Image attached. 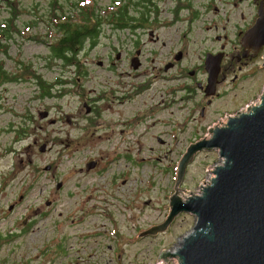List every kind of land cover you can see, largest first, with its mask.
Listing matches in <instances>:
<instances>
[{
  "label": "rangeland",
  "instance_id": "rangeland-1",
  "mask_svg": "<svg viewBox=\"0 0 264 264\" xmlns=\"http://www.w3.org/2000/svg\"><path fill=\"white\" fill-rule=\"evenodd\" d=\"M111 2L86 0L82 4L77 0L83 7L64 4L61 8L49 0H22V10L15 17L20 29L0 34V62L13 77L0 84V264H179L177 256L160 258V254L176 250L196 224L197 215L184 211L166 230L142 237L140 233L167 217L178 161L188 144L210 136V127L246 109L264 91V67L239 80L236 88L228 79L221 85L224 92L203 116L202 91L197 87L192 95L194 91L189 93L181 83L172 84L180 79L169 80V75L177 73L173 69L159 73L158 67L133 70L123 66L131 56L123 52L118 57L115 46L124 45L129 52L133 42L126 44V38L117 42L119 32L112 22L106 26L108 35L81 51L80 65L85 67L54 55L51 45L59 31L52 13L78 23L88 16L90 4L95 3L100 14ZM216 2L215 17H222L235 2L238 11L248 0ZM104 14L108 19L112 16L110 11ZM10 15L0 0V29ZM212 16L202 15L193 22V37L211 35L214 28L207 25ZM31 20L36 24L27 25ZM142 44L144 63L151 64L161 42L147 34ZM187 62L192 64L194 56ZM36 74L53 83L51 93L39 84ZM199 75L204 78L205 72ZM185 79L194 84L188 74ZM62 86L65 91L60 95L57 90ZM111 88L126 95L120 104L122 115H134L139 109L146 116L131 129V145L122 152L96 149L99 126L97 120L89 119L84 104L85 98L92 100ZM112 98H104L99 105L114 112L119 102ZM197 99L199 106L190 109ZM41 111L48 115L42 117ZM43 143L45 150L40 149ZM93 159L99 162L88 169ZM220 161L216 149L198 151L180 181L182 198L199 192ZM112 176L116 177L113 189ZM11 203L15 205L10 209Z\"/></svg>",
  "mask_w": 264,
  "mask_h": 264
},
{
  "label": "flooded vegetation",
  "instance_id": "flooded-vegetation-1",
  "mask_svg": "<svg viewBox=\"0 0 264 264\" xmlns=\"http://www.w3.org/2000/svg\"><path fill=\"white\" fill-rule=\"evenodd\" d=\"M262 1L263 0H257L254 2V0H248L243 6H239L238 11L236 10L238 2H235L233 7H230L222 17H215L217 11H219L216 0H205V2L199 3L198 0H112L109 5L102 7V13L100 12V14H98L96 11V18L92 16V20L95 18V21H97L96 30L87 32L85 37L81 38L82 42H80L78 46L76 63L78 67H85L80 65L81 51L87 50L88 47L86 44L95 46L97 44V39H99L98 37H101V35H108L109 31L106 26L112 22L119 32L117 42L123 38L127 39L126 44L131 43L130 40L133 42L131 51L129 52L125 50L124 45L115 46V49L118 50V57H120L123 52L131 56L130 62L123 66L131 67L133 70H139L141 67L147 69H155L158 67L156 71L159 73H162V70L168 71L173 69L177 73L169 75V80L176 78L180 79L172 82V84L177 85L181 83V86L187 88L189 93L194 91L192 95L196 94L197 90L195 91V89L197 87L202 91L203 97H201L202 104L200 111L204 116L207 113L208 107L213 103L214 98L224 92L225 89H221L223 83H226L229 79L233 87L236 88L239 80H242L249 74H255L258 68L264 67V46L260 49L258 56L254 57L252 60H245L244 58L239 62L237 59L231 60L232 56L243 55L241 47L243 39L258 24L261 18L259 10ZM3 2L9 7L11 15L13 9H19L18 13L22 10V7L19 6L22 0H3ZM85 2L86 0H81L82 4H85ZM51 3L53 6L58 3L61 8H63L64 4L83 7L78 5L77 0H64V2L61 0H49V4ZM94 4L95 3L90 4L88 11H91L93 8L95 9ZM107 11H110L112 14L110 19L104 14ZM210 13L214 15L212 16L211 22L207 25L214 28L211 35L200 38L197 34V37H193V22L201 18L202 15L206 16ZM64 17L68 16L65 15ZM223 17H226L224 22H222ZM30 23L31 25H35L36 20H31L27 25ZM182 24H185V26L181 27ZM2 26L4 28L0 29V34L5 35L9 28L7 30V23L2 24ZM85 26L87 25H82V27ZM89 28H91V26H89ZM158 30L161 32H158ZM62 33L63 32H59V34ZM122 33H124V37H122ZM49 34L51 35V33ZM147 34H150L154 41L161 42L159 52L157 53V51L154 50L157 56H153L154 54L152 53L153 62L151 64L144 63L143 58L145 48L142 44V37ZM188 35L190 36L189 38H187ZM0 39L2 38L0 37ZM145 42H148V39H145ZM190 43L194 45L191 48ZM207 51L223 54V59L220 63L222 68L218 75V80H221L223 75L225 76L220 83H217L215 92L208 95H206V89L210 85V79L206 67ZM246 51L248 55H252L256 52V48H247ZM193 56L194 62L192 64L188 63L187 58ZM102 63L103 60H99V64L103 66ZM109 67L115 68V66L111 64H109ZM252 67L255 68L250 71ZM201 71L205 72L204 78H200L199 73ZM187 74L194 84H191L185 79ZM152 80H155V77H153ZM132 90L127 91V93H130ZM117 91L118 89L111 88L92 96V100H88V97L84 99V101H86L84 103L87 110L86 114L89 115L90 120H97L96 124L99 126L98 129L95 130L98 135L96 149L104 152H122L128 150L131 145V136L134 133L131 129L146 119L145 113L139 109L134 115H122L120 113V104L122 101L126 100L124 99L126 95L121 96ZM108 93L110 95H108ZM83 96H85V94ZM106 97H113V100L119 102L114 112H109L108 107L99 105V102ZM199 104V99H197V101L191 105L190 109L193 107L197 108ZM91 114L94 116H90ZM89 119L87 117V121H90ZM165 133L166 131L160 132V134ZM160 134H158V138L163 142L164 138H162ZM86 135L87 139L92 140L88 132H86ZM83 138H85V136H83ZM192 142L193 141L189 144ZM92 150L94 149L92 148ZM125 156L129 157L128 154ZM98 162L99 161H97V163ZM110 182L112 189L115 188L113 182L116 183V177L112 176ZM11 204L14 207L15 203ZM146 229L147 228L140 233L141 237L146 236L142 234Z\"/></svg>",
  "mask_w": 264,
  "mask_h": 264
},
{
  "label": "water",
  "instance_id": "water-1",
  "mask_svg": "<svg viewBox=\"0 0 264 264\" xmlns=\"http://www.w3.org/2000/svg\"><path fill=\"white\" fill-rule=\"evenodd\" d=\"M259 14L258 24L243 39V55L231 60L258 56L264 46V0ZM247 48H256V52L248 55ZM222 59V53L206 52L210 79L206 95L214 93L217 83L225 78L223 75L218 80ZM47 115L48 111H41L42 117ZM209 129L210 136L189 144L178 161L167 217L142 234L166 230L179 213L190 212L197 215L196 224L184 234L176 250H163L160 258L177 256L179 264H264V91L258 101ZM40 149L45 150L46 143ZM203 149L218 150L221 161L214 165L213 176L199 192L182 198L179 184L185 169ZM96 163L90 160L87 168Z\"/></svg>",
  "mask_w": 264,
  "mask_h": 264
},
{
  "label": "trees",
  "instance_id": "trees-1",
  "mask_svg": "<svg viewBox=\"0 0 264 264\" xmlns=\"http://www.w3.org/2000/svg\"><path fill=\"white\" fill-rule=\"evenodd\" d=\"M18 10L19 9L17 8L13 9L12 15L8 17V22H7L8 25L7 30L9 28L8 32L10 31V28H13L15 30L20 29L15 22V17L18 15ZM93 14L95 15L96 18L97 16L94 8L91 11H88V16L78 23L72 21V19H70L69 17L63 18L61 17V15L57 13L51 14V17L54 20L58 31L63 32L62 34H59L58 36H54L53 38V45H51V47L54 51L55 56L60 57L61 59H64L68 62H72V63L76 62L78 46L80 45V42H82L81 38L85 37L87 32L96 30L97 21H95V18L92 20ZM82 25H87V26L82 27ZM89 26H91V28H89ZM78 71H80V69H78ZM36 77H37V81L46 90V92L51 93L53 83L50 84L49 82H47L45 78H43L40 74H36ZM8 78H13V77L3 67V63L0 62V84L10 80ZM58 80L61 81V83H64V79H62V77H59ZM64 91L65 90H63V86L58 87L57 92L60 95L62 94L61 92Z\"/></svg>",
  "mask_w": 264,
  "mask_h": 264
},
{
  "label": "bare ground",
  "instance_id": "bare-ground-1",
  "mask_svg": "<svg viewBox=\"0 0 264 264\" xmlns=\"http://www.w3.org/2000/svg\"><path fill=\"white\" fill-rule=\"evenodd\" d=\"M176 249H177V247H176Z\"/></svg>",
  "mask_w": 264,
  "mask_h": 264
}]
</instances>
